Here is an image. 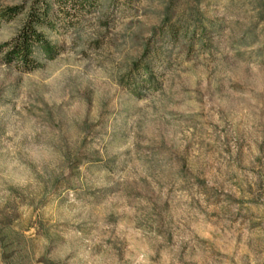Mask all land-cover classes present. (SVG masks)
<instances>
[{"label":"rangeland","instance_id":"1","mask_svg":"<svg viewBox=\"0 0 264 264\" xmlns=\"http://www.w3.org/2000/svg\"><path fill=\"white\" fill-rule=\"evenodd\" d=\"M5 217L0 264H264V0H0Z\"/></svg>","mask_w":264,"mask_h":264},{"label":"trees","instance_id":"2","mask_svg":"<svg viewBox=\"0 0 264 264\" xmlns=\"http://www.w3.org/2000/svg\"><path fill=\"white\" fill-rule=\"evenodd\" d=\"M178 15H184L186 19H196L198 17L199 12H193V11H187V10H182L179 12ZM192 27V26H191ZM193 31L195 28H191ZM29 43V39L24 38L21 41V46H22V53L26 52L27 45ZM13 220L9 217L5 218H0V248L3 249L7 247L9 244L12 243V240L10 238V235H13L15 237L19 236V232L15 231L11 226H12ZM5 224V225H4ZM4 251V250H3Z\"/></svg>","mask_w":264,"mask_h":264}]
</instances>
